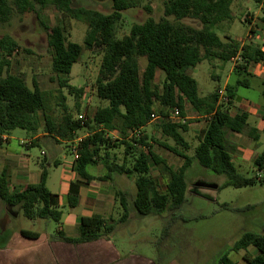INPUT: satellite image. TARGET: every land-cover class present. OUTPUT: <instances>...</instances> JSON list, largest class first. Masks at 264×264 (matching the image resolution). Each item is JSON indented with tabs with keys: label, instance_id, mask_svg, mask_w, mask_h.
I'll use <instances>...</instances> for the list:
<instances>
[{
	"label": "trees",
	"instance_id": "1",
	"mask_svg": "<svg viewBox=\"0 0 264 264\" xmlns=\"http://www.w3.org/2000/svg\"><path fill=\"white\" fill-rule=\"evenodd\" d=\"M101 1L111 2L110 13L76 7L73 0H0V22L3 24L10 21L15 10L24 15L35 12L36 5H39L42 9L53 6L63 16L87 25L88 31L81 45L67 38L64 26L49 27L42 22L48 31L56 80L59 87L67 89L70 95L79 98L84 92L82 88L74 87L70 80L73 66L79 62L84 47L87 50L100 48L116 63L114 68L109 64L105 67L106 72L113 74L111 78H100L96 82V94L99 99L108 101V106L98 108L92 118L81 121L75 120L63 105L64 116L57 123L49 113L48 94L38 83L34 80L31 88L23 77L8 72L7 61L19 50V44L10 35L0 36V134L11 135L19 129L34 136L43 121L45 134L57 141L71 142L76 140L81 129L87 128L89 134L79 144V158L73 163L78 180L70 186L67 207L78 206L83 185L95 180L113 181L114 176L134 179L136 192L132 201L127 191H115V207L119 205L122 213L117 220H111L114 223H127L131 206L141 216H160L166 211L179 210L185 203L189 188L187 171L195 161L215 174L225 175L227 181L223 187L255 185L256 178H247L237 172L227 134H240L248 125V113L232 115L231 109L236 102L238 88L250 87V67L264 63V51L254 43L242 47L241 61L234 69L235 81L226 86L228 103H219V89L201 97L198 82L189 73L204 61L230 62L239 53L240 42L227 35L221 38L217 33L221 24L233 21L231 6L235 0H164V17L159 21L149 17L143 23L134 24L129 34L121 39L117 38V29L124 12L140 7L143 0ZM255 1L260 3V0ZM146 9L151 11L148 6ZM186 19L196 21L197 26L184 23ZM261 22L264 25V12ZM141 59H146L144 67L140 65ZM158 71L165 73L162 87L156 83ZM262 96L264 99V91ZM187 103L206 121L193 157L188 154L190 145L184 137L188 132V121L163 122L160 125L163 137L172 140L174 147L154 140L144 131L138 138H129L131 132L151 123V115L155 114L156 108L164 117L168 116L169 110L178 108L185 118ZM100 128L103 131L100 132ZM111 131L119 132L121 139L106 137V133ZM150 142L183 158V165L177 170L172 169L154 152V145ZM121 148L124 154L120 160L111 154V150ZM151 162L159 169L160 175H169L164 191L159 177L152 173ZM254 163L259 170H264V152ZM99 165L107 173L96 177L88 169ZM47 176L44 167L39 183L11 191L9 177L2 171L0 200L9 209L20 208L28 219L60 224L64 212L59 196L47 187ZM78 230L77 238H66L61 232L56 237L72 244L93 242L105 233L111 234L114 226L100 217H82ZM21 235L33 240L40 237L39 233L28 230H22ZM231 253H242L246 264H264V234L245 232L216 264H235L230 258Z\"/></svg>",
	"mask_w": 264,
	"mask_h": 264
},
{
	"label": "rangeland",
	"instance_id": "2",
	"mask_svg": "<svg viewBox=\"0 0 264 264\" xmlns=\"http://www.w3.org/2000/svg\"><path fill=\"white\" fill-rule=\"evenodd\" d=\"M12 1V0H11ZM231 10L233 21L220 25L217 33L221 38L231 33L233 38L244 39L250 29L256 35L252 43L263 47L264 25L261 22L263 11L257 15L259 4L255 0H235ZM76 7L95 9L104 14L112 10L110 1L101 0H73ZM151 8V11L146 9ZM149 17L159 21L164 17V0H143L140 7L124 12L123 20L117 29V38L121 39L128 35L134 24L143 23ZM247 20V21H245ZM42 22L49 27L57 25L66 28L67 38L83 45L88 27L86 24L63 16L53 6L42 9L36 5L35 12L20 15L15 10L8 23L0 22V36L10 35L19 44V50L8 59V72L19 75L25 79L28 86L33 88L35 80L40 88L48 94L50 116L55 122H60L64 116V106L76 120L80 115L93 116L98 108L108 106V101L101 100L96 94V82L100 78H111L113 74L106 72V65L116 66V63L106 57V53L96 48L87 50L84 47L82 56L77 64L73 66L71 73V84L83 89V94L78 98L70 95L67 89H61L52 69V53L48 46V31L45 30ZM184 23L197 26L194 20L186 19ZM146 64V59L140 60L141 67ZM238 63L234 61L222 62L220 60L204 61L196 68L189 70V73L197 80L199 95L206 97L216 89H226V82L235 81L234 69ZM250 68L252 77L250 87H239L237 90V104L234 103L231 114L239 111H246L242 107V100L246 99L252 107V114L258 111L257 115L250 117L248 126L240 134L228 132L227 140L230 145V152L234 158L237 172L247 178H256L253 186L234 188L223 187L227 181L225 175H218L203 168L198 162H194L188 169L186 180L188 191L183 206L176 211H166L160 216H141L132 209L130 219L125 224L114 223V231L111 234L113 244L124 253L146 257L155 264H216L219 258L227 253L234 243L238 241L245 232L264 234V170H259L254 160L264 152V125L262 113L264 112V64ZM260 73L263 77H255ZM165 74L161 71L157 74L156 83L162 87ZM172 110L168 111L171 115ZM155 114L161 116L159 108ZM185 116L191 117L188 120V132L184 134L190 145L188 154L193 157L199 143L200 131L206 127V121L200 118L199 114L190 104H186ZM165 122L157 120L151 122L145 129L149 137L158 142H166L175 146L170 139L163 137L160 125ZM44 122L38 134L44 133ZM255 129V130H254ZM254 131H257L258 138H254ZM89 134L87 128L81 129L77 138H84ZM14 138L11 147L21 156L29 160L30 168L38 171L40 168L37 162L44 159L41 154L46 150L44 145L27 148L21 146L18 141L32 140L28 132L15 130L12 132ZM154 145L155 152L163 157L173 168H179L183 160L161 147ZM54 147L48 148L47 167L49 177L47 187L53 193H59V187L63 180L65 169L71 167L74 155L73 145L64 141ZM74 144V143H73ZM57 150V151H56ZM123 149H112L111 154L120 160L123 158ZM61 164L55 166V160ZM153 175L159 177L161 190L166 189L169 175H160L159 169L151 162ZM91 174L101 176L107 171L101 166L88 169ZM2 172V171H1ZM0 172V173H1ZM125 179L122 183L118 181L120 190L127 189L129 199L132 201L136 187L134 179L116 176V179ZM101 183L102 181L96 180ZM116 185V184H115ZM121 186H124L121 187ZM118 186L115 187V190ZM125 191V190H124ZM69 208H63L64 216L69 214ZM122 210L120 206L113 209L112 217L117 220ZM58 223L54 221L26 218L20 208L9 209L0 200V246L7 241L16 242L18 232L31 230L37 232L56 233ZM254 253V249L250 248ZM242 253H231L230 258L238 264H246L241 259Z\"/></svg>",
	"mask_w": 264,
	"mask_h": 264
},
{
	"label": "crops",
	"instance_id": "3",
	"mask_svg": "<svg viewBox=\"0 0 264 264\" xmlns=\"http://www.w3.org/2000/svg\"><path fill=\"white\" fill-rule=\"evenodd\" d=\"M259 12L260 9L255 13V15H257ZM227 36H230L232 39L236 40L237 42H241L243 40L241 38H236V39L233 38L231 33H229V35ZM261 48L262 51H264V45ZM256 65L258 71L261 70L260 64H255V66ZM158 72L156 73V79ZM260 72H262V70ZM263 75H260L259 73L255 77L258 76L263 77ZM228 84L229 82H226V86ZM240 100H242L241 106L246 108L247 110L239 111V112L248 113L249 120L250 117L253 116V114L254 115L258 114V111L256 110L253 114L251 113L252 107H250L249 105L250 102L248 100L246 99L245 100L240 99ZM235 104H237V99ZM185 119L186 121H188L189 119H191V117L185 116ZM262 128L264 130V125L262 126ZM145 129L146 127L143 128L142 131L145 132ZM99 131L101 132L103 131V129L100 128ZM114 132L116 131L107 132L106 137H108L110 134H113ZM8 136H9V141L7 143L0 144V172L5 171L7 173L9 177L10 190L11 191L23 190L31 184L39 183L41 180V174L44 167L47 170V174H48L47 181H48L49 172L47 167H50L51 164H48V162L44 163L45 160L48 161V154H47V151L49 150L48 148H52L54 142H57L58 143L56 146L57 149L58 145L64 141L62 140L57 141L54 137L49 136L48 134L45 133L32 136L31 139L33 143L29 145L30 147L39 146L43 144L46 149L43 150L41 153L44 156V159L41 160L40 162H37V165L39 166L40 169L38 171H34L30 168L29 160L26 157L21 156L18 152H16V150H14L13 147H11V142L14 138L12 137V135H8ZM253 136L254 138L258 136L257 131H254ZM86 137L77 138L76 140L68 143L73 145L74 142H77L79 139L83 140ZM119 139H121L120 134H119ZM16 141H18V144H20L21 140H16ZM29 146L26 147L30 148ZM181 159L183 160V158ZM53 163L60 165L61 161L57 159ZM73 163L71 167L65 169V174H63V180L59 187V193L58 194L54 193L59 196L60 206L62 209L67 207V196L71 184L78 180V175L73 170ZM171 168L174 170L178 169L173 167ZM93 175L96 176L95 174ZM119 180H121L122 183L125 182V179L123 178L116 179V176H114L113 181H102L101 183H99L96 182L95 180L88 185L81 186L79 192L80 200L78 206H76L75 208H69L70 211L67 217L63 215L61 223L58 224V229L56 233L52 234L48 232L44 233V232L32 231L40 234V237L38 239L33 240L23 237L21 235L22 230L19 231L17 235L18 237L15 240L16 242H12V238H11L10 241H7L0 246V264H155L153 261H151L146 257L134 255V254L130 255L128 253L126 254L123 251H121L113 244L111 238L112 233L111 234L105 233L104 236L97 241L81 243V244H72L60 240L58 237H56L58 232L63 233V235L66 238L79 237L78 228H79L80 219L82 217H100L108 221V225H112V223L114 225V222H112L111 220L113 219L112 213L115 207V191H116L115 187L118 186V189H120L119 188L120 185H118ZM121 187L124 188V186ZM122 190L127 191V189H122ZM232 261L235 264H238L237 261L233 259Z\"/></svg>",
	"mask_w": 264,
	"mask_h": 264
},
{
	"label": "built area",
	"instance_id": "4",
	"mask_svg": "<svg viewBox=\"0 0 264 264\" xmlns=\"http://www.w3.org/2000/svg\"><path fill=\"white\" fill-rule=\"evenodd\" d=\"M259 9L260 11L264 12V0H260L259 3ZM262 12V13H263ZM256 35H254V30L250 29V31L247 33L246 37L240 42L241 44V48L239 53L237 54V56L235 58H233L232 60L235 63H238L241 61V51H242V47H244V45H246L247 43H252L250 41L253 40V38ZM219 94V103H228L229 99L227 97L226 94V89H220L218 91ZM79 120L81 121H86L87 120V116L85 115H80ZM157 120H162L165 122H173V123H185L186 119L184 117L181 116L180 110L178 108H175L172 110L171 115L168 114V116L164 117V116H159L156 114H152L151 115V122L157 121ZM142 134V129H137L133 132L130 133L129 138H133V137H140ZM108 137H111L112 139H119V133L116 131L113 134H110ZM9 141V136L7 134H0V144L1 143H7ZM82 140H78L77 142H74V146H73V153H74V157L75 160L79 158V144L81 143ZM33 143L32 140H28V141H20V145L22 146H29Z\"/></svg>",
	"mask_w": 264,
	"mask_h": 264
}]
</instances>
